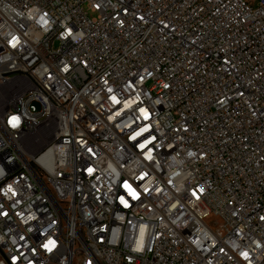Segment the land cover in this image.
I'll return each instance as SVG.
<instances>
[{"label": "built area", "instance_id": "2783aa9c", "mask_svg": "<svg viewBox=\"0 0 264 264\" xmlns=\"http://www.w3.org/2000/svg\"><path fill=\"white\" fill-rule=\"evenodd\" d=\"M0 248L264 264V0H0Z\"/></svg>", "mask_w": 264, "mask_h": 264}, {"label": "rangeland", "instance_id": "374dc122", "mask_svg": "<svg viewBox=\"0 0 264 264\" xmlns=\"http://www.w3.org/2000/svg\"><path fill=\"white\" fill-rule=\"evenodd\" d=\"M246 2L252 6V7H255L256 6V3H257V0H246ZM57 44L54 45V48H56Z\"/></svg>", "mask_w": 264, "mask_h": 264}, {"label": "water", "instance_id": "95a60500", "mask_svg": "<svg viewBox=\"0 0 264 264\" xmlns=\"http://www.w3.org/2000/svg\"><path fill=\"white\" fill-rule=\"evenodd\" d=\"M0 258L5 260L4 253L2 252L1 248H0Z\"/></svg>", "mask_w": 264, "mask_h": 264}]
</instances>
